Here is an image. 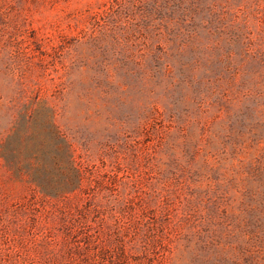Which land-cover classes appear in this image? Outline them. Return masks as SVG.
<instances>
[{
  "label": "rangeland",
  "instance_id": "374dc122",
  "mask_svg": "<svg viewBox=\"0 0 264 264\" xmlns=\"http://www.w3.org/2000/svg\"><path fill=\"white\" fill-rule=\"evenodd\" d=\"M44 110L86 167L102 264H264V0H0V146ZM82 201L0 149V264H73Z\"/></svg>",
  "mask_w": 264,
  "mask_h": 264
},
{
  "label": "trees",
  "instance_id": "16d2710c",
  "mask_svg": "<svg viewBox=\"0 0 264 264\" xmlns=\"http://www.w3.org/2000/svg\"><path fill=\"white\" fill-rule=\"evenodd\" d=\"M36 115L38 118V113ZM40 115V120H35L36 132L30 133L33 143L27 146L16 145L15 141L9 139L0 146L1 154L6 163L13 165L20 174L24 171L43 195L58 196L64 206L72 201L83 200L85 204L76 209L77 212L79 211V217L68 221L64 217L59 232L65 246L73 250L74 255L71 256L70 262L102 264L103 241L99 230L91 222L98 223L100 226L104 218L101 217L100 210L95 205L89 208L91 203L88 192L80 189V195L76 193L80 183L86 178V167L82 162H76L72 158L69 145L54 125L53 114L49 116L48 110H44ZM19 134L18 131L16 136ZM20 158L23 160L22 165L16 162ZM56 168L60 172H55ZM91 212L94 214V219L91 218L90 222ZM137 235V232H133L132 239L135 240ZM49 236L45 235V238ZM119 256L124 259L125 264H131V256L123 246ZM109 263L116 264L115 258L109 256Z\"/></svg>",
  "mask_w": 264,
  "mask_h": 264
}]
</instances>
